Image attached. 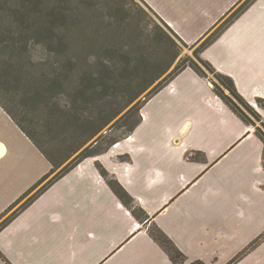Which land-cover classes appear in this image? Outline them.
I'll return each mask as SVG.
<instances>
[{"label":"crops","instance_id":"0c3cea01","mask_svg":"<svg viewBox=\"0 0 264 264\" xmlns=\"http://www.w3.org/2000/svg\"><path fill=\"white\" fill-rule=\"evenodd\" d=\"M140 1L191 47L198 46L245 0ZM200 57L228 77L264 121V109L257 104L264 101V0H254ZM186 70L191 69L181 71L144 104L140 123L124 141L69 170L0 232V253L6 260L12 264H174L150 236L149 229L155 226L182 253V264H228L264 236L263 143L215 95L209 81L191 70L186 82ZM194 86L201 92L192 94ZM175 96L194 98L202 106L197 118L177 115ZM153 104L164 108L161 119L150 112ZM173 107L174 116L168 114ZM5 152L0 144V159ZM119 156H127L128 161L119 162ZM96 164L124 189L148 221L141 224L133 217ZM25 193L13 198L0 217ZM233 264H264V238Z\"/></svg>","mask_w":264,"mask_h":264},{"label":"trees","instance_id":"16d2710c","mask_svg":"<svg viewBox=\"0 0 264 264\" xmlns=\"http://www.w3.org/2000/svg\"><path fill=\"white\" fill-rule=\"evenodd\" d=\"M12 1L13 0H0V107L51 165L50 172L43 177L35 187L47 180L74 153H76L84 143L98 134L102 128L114 118L113 115L107 119L108 121L105 120L106 122L103 121L101 124L98 123L95 127L94 125H88L87 123L79 125L80 122H84L81 121V118L78 116L79 112L77 111V106H79V104L74 101L70 103L71 105H68L69 108L62 109L56 101L58 93L64 89V81L66 77V75L63 77L64 72L68 74H79L77 75L79 100H85V98H81V96H84L90 90H94V94H99L100 98L102 96L105 97L109 91H124V89L127 88L128 91L124 96L126 98L125 103L131 104L152 87V85L158 82L176 61L180 55L178 51L179 47L176 43L190 49L196 47L187 46L168 28L167 25L159 20L164 27V30L161 29L163 37L159 38L158 36L153 40V47H159V53L157 52L154 57L142 55L139 59L133 58V60H128L125 68V71L128 72L127 76L115 78L116 80L113 81L114 84L109 86L108 82H106L107 78L103 76V74L106 73L105 71L98 68L97 75L92 74V67L90 69L88 62L89 57L86 52L88 50L86 33H84V30L79 29V24L82 20L77 16H71L64 8L61 1L57 2L54 6L50 5L49 0L43 2L38 1L31 3L28 6V10L3 11L4 7ZM253 1L254 0H245L237 11L227 17L214 30V32L210 34L202 47L195 49V64L191 60H188L187 62H181L179 60V65L175 67L174 72L158 82L147 93L144 101L147 102L184 69L189 68L198 76L202 74V71L204 70V73L207 71L212 74L218 82V84L214 85L213 89L215 95L220 98V100L244 124L247 126L252 125L250 120L246 117V114L248 113L261 121L256 111L238 94L233 82L228 77L217 73L207 61L200 57L202 50L216 40L229 23L239 16V14ZM27 3L29 4V2ZM21 8H25L24 5H21ZM6 15L8 18L12 17L10 23H8V18L4 17ZM4 25H6L5 31H2ZM33 45L42 47L44 52L47 55L52 56L54 60L50 62V58H47L36 63L29 55V51ZM167 46L169 49L171 47H176V51L169 57L166 55L167 53H161V51ZM157 47L156 50H158ZM104 60H107L108 62L113 61L109 59ZM116 70V67H114V72ZM204 73L202 74L203 76ZM223 88L228 92V95L224 94ZM257 104L260 108L264 109V101L258 100ZM53 107L57 110L53 109ZM41 110L49 111L50 116L53 118V125L56 128L59 129L62 125H65L66 128L67 124H71L73 125V128H75L74 131H76V133L79 132L81 135L86 133L87 137L82 142H80V140L76 141L75 143L78 145L68 153L55 154L54 150L53 152L48 151L46 146H48L50 142L43 141L42 143L40 141L41 136L38 133L39 131H34L37 129V126H33V120L31 119L35 112ZM128 115L129 114H126L124 116L125 119H127ZM140 120L141 117L139 115L135 121L127 123L126 133L128 135L133 132L136 126L140 123ZM261 122L263 124L262 127H264V121ZM85 128L91 129L86 130ZM255 134L264 146V134L261 133L258 128H256ZM111 142L112 144L110 145L118 143L116 139H113ZM72 144L74 145V143ZM85 158L87 159L88 157ZM124 159L125 161H128L127 156H125ZM78 164L80 163L77 162L76 166ZM262 164L264 167V152L262 156ZM97 166L96 168L99 174L106 178L105 181L109 188L120 202L130 210L133 217L141 224L148 221V217L142 210L133 207V200L124 189L113 178L108 179L110 176L106 171ZM74 167L70 166L68 169L65 167L61 172L49 179L46 184L39 188L21 206L18 212L28 206L52 183ZM149 233L152 239L162 248L174 264H182L185 261L182 253H180L160 229L152 226L149 229ZM263 238L264 236L252 242L248 248L237 255L228 264H233L238 261ZM0 258L6 262L1 254ZM192 264L203 263L196 261Z\"/></svg>","mask_w":264,"mask_h":264},{"label":"rangeland","instance_id":"374dc122","mask_svg":"<svg viewBox=\"0 0 264 264\" xmlns=\"http://www.w3.org/2000/svg\"><path fill=\"white\" fill-rule=\"evenodd\" d=\"M38 1L43 2L46 0H13L4 7L3 11L28 10V6L31 3ZM60 1L71 16H77L82 20L79 24V29L84 30V33H86V42L88 45V50L86 52L89 57L88 62L90 69L92 67V74L97 75L98 68L105 71L106 73L103 74V76L107 78L106 82H108L109 86L114 84L113 81L116 80L115 78L127 76L128 72L125 71V68L128 60H133V58L139 59L142 55L154 57L157 52L159 53V47L156 46L158 50H156V47H153V40L158 36L159 38L163 37L161 29L164 30V27L159 19L153 15L140 0H49V3L54 6ZM27 2H29V4ZM21 5H24L25 8H21ZM238 8L235 11H237ZM4 17L8 18L7 15ZM11 20L12 17H9L8 23H10ZM5 26L6 25L3 26L2 31H5ZM213 32L214 31L210 34ZM210 34L198 44V47L196 46L192 49L183 47L182 45L180 46L176 43L179 47L178 51L180 55L168 69L167 73L158 82L174 72L175 67L179 65V60L181 62L191 60L195 64L194 51L195 49L202 47ZM175 51L176 47H171L169 49L167 46L161 51V53L165 52L169 57ZM29 55L36 63L47 58H50V62L54 60L52 56H49L44 52L42 47L37 45L31 47ZM104 59L113 61L108 62ZM114 67L117 69L115 72ZM191 73H193L191 70L183 72V78H185L188 83ZM203 73L204 70L202 71V74ZM205 73L204 76L200 74L199 77H204L205 80L211 83L214 89V85L218 84L217 80L207 71H205ZM64 75H66L64 89L58 93L56 101L62 109H67L68 105H71L70 103L74 101L79 104V106H77V111L79 112L78 116L81 118V121H84L80 122L79 125L87 123L88 125H94L95 127L98 123L101 124V122L107 120L113 115L114 118L111 119L98 134L84 143L78 151L47 180L41 183L36 189L29 192L33 185L36 184L39 176L41 179V177L47 175L50 170V165L45 158L43 159L42 157H39V154L33 149L29 140L9 116H7V114L0 108V144L6 149L4 156L0 159V213L6 206H9L8 204L13 198L21 196L28 190L24 194L25 197L24 195L22 196L23 198L21 197L22 199L20 202L18 201L16 205L0 217V223L4 221V219L11 220L21 206L39 188L46 184L53 176L61 172L65 167H67V169L70 166L74 167L77 162L81 163L84 161L86 159L85 157L97 158L108 151L111 152L115 146L114 144L110 145L112 144L111 141L113 139H116L118 143L124 141V139L129 136L126 133L127 123H131L139 117L140 111L146 103L144 100L147 93L158 83L156 82L152 85V87L131 104H126V98L124 96L128 91L127 88H125L124 91H109L105 97L102 96L100 98L99 94H94V90H90L84 96H81V98H85V100H79V92L77 89V75L79 74H68L64 72L63 77ZM194 85L197 84L194 83ZM223 91L225 95H228V92L224 88ZM200 92L201 88L194 86L192 94ZM174 98L175 106L178 104L177 115L187 113L190 116L197 118V115L202 110V106L198 103H194V98L189 97L184 100H180L178 96H175ZM53 109L57 110L55 107H53ZM257 109H259V107ZM149 110L157 117V119H161V115L164 113V108L159 104L151 105ZM174 112L175 107H173V111L171 109L168 110V114L172 113L173 116ZM256 113L259 116V112ZM126 114H129L127 119L124 117ZM246 117L252 123L251 128L253 130L258 128L259 131L264 134V127H262L263 124L261 122L263 119L260 116L261 121L256 117L254 118L249 113L246 114ZM31 119L33 120V126H37V129L34 131H39L38 133L41 136L40 141L42 143L43 141H49L50 144L46 146V148L50 152H53L54 150L55 154H65L72 151L78 145L75 143L76 141L80 140V142H82L87 137L86 133L84 134L82 132V135L79 132L76 133V131H74L75 128H73V125L71 124H67L66 128L65 125L60 126L59 129L56 128L53 125V118L50 116L49 111L46 110L35 112ZM85 129L90 130L91 128ZM72 143H74V145ZM124 157L125 156H119L117 160L119 162H127ZM97 165L102 168L100 164ZM102 178L104 180L106 179L104 177ZM110 178L111 177L108 179ZM33 181L34 183L32 184L31 182ZM14 202L15 201L12 203ZM13 259L15 260L14 255ZM0 264L12 263L8 260L4 262L1 259Z\"/></svg>","mask_w":264,"mask_h":264},{"label":"flooded vegetation","instance_id":"af4514ba","mask_svg":"<svg viewBox=\"0 0 264 264\" xmlns=\"http://www.w3.org/2000/svg\"><path fill=\"white\" fill-rule=\"evenodd\" d=\"M40 185H41V184H40ZM35 199H36V198H35ZM35 199H34V200H35ZM34 200H33V201H34ZM33 201H32V202H33ZM19 202H20V201H19ZM17 203H18V202H17ZM14 205H16V203H14V204L8 209V211H9ZM26 207H27V206H26ZM26 207H25V208H26ZM25 208H24V209H25ZM24 209H23V210H24ZM23 210H20L19 212L17 211V212L15 213L14 217H13L11 220H6V219H4V221H2V222L0 223V232L3 231L4 229H6V228L8 227V225L12 222V220H14V219L16 218V216H18V215L20 214V212L23 211ZM8 211H6V212H8ZM7 218H8V217H7ZM0 254H1V253H0ZM3 258H4V257H3ZM4 259H5V258H4Z\"/></svg>","mask_w":264,"mask_h":264}]
</instances>
